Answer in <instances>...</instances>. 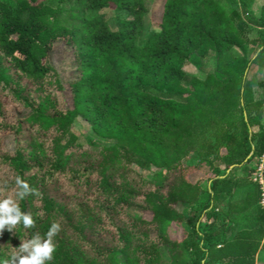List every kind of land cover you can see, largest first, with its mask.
I'll return each instance as SVG.
<instances>
[{"label":"trees","instance_id":"trees-1","mask_svg":"<svg viewBox=\"0 0 264 264\" xmlns=\"http://www.w3.org/2000/svg\"><path fill=\"white\" fill-rule=\"evenodd\" d=\"M255 1L164 0L147 23L160 7L149 0H0V199L34 221L0 231V261L55 222L46 264H256L260 191L222 203L238 186L230 168L264 156V101L246 98L249 65L264 67ZM57 41L76 61L70 109L59 108L48 60ZM210 53L213 72L187 79L184 65L201 67ZM77 117L115 143L85 147ZM151 167L159 171L144 176ZM237 222L246 224L232 235Z\"/></svg>","mask_w":264,"mask_h":264},{"label":"rangeland","instance_id":"rangeland-1","mask_svg":"<svg viewBox=\"0 0 264 264\" xmlns=\"http://www.w3.org/2000/svg\"><path fill=\"white\" fill-rule=\"evenodd\" d=\"M156 2L159 4V8H157L152 14H150L146 18V22L149 23L150 20L154 21L158 18V15L162 12V5L164 0H149ZM264 4V0H256L252 6L251 10L253 13L259 17L261 13L262 6ZM241 11V10H240ZM107 15L110 20H113L115 15L113 12H107ZM243 16V15H242ZM248 16L245 14L243 18H247ZM149 26L147 25V31ZM259 36V30L255 26L248 24V31L247 37L249 39H253ZM214 58L215 55L210 53L208 58L204 61L201 67H197L195 64L191 62H187L184 65V71L187 74V79H191L192 77H199L204 78L207 74L213 72L214 70ZM49 63L51 67H53L58 75L61 89L56 92V99L60 109H70L72 108L73 101H72V94H71V84L77 79V70H76V61L74 58V54L72 49L67 46L62 41H57L53 49L49 52ZM246 77L249 80V86L246 90V98L248 100H263L264 101V67L258 66L255 64H250L247 72ZM264 121V116H263ZM73 131L78 137V141L85 145L88 149H91L89 144L90 142L93 143L94 146H108L115 143L114 140L106 139L96 135L93 131L91 126L81 117H77L74 125ZM15 144V139L12 136H8L6 139V145L8 147H12ZM198 160V156L195 153H191L189 155V163L195 164ZM133 168L137 172H141L142 170L138 166H133ZM233 181L236 185L233 184L234 188V196L231 198L229 195L225 197L223 200V204L225 205L228 200H241L244 199L247 194L253 190H259L261 197L259 201V205L262 209H264V205L262 204L263 200V185L261 182H264V156L261 158L260 162L257 163L253 161L249 166H235L233 169ZM230 170V171H231ZM159 171L156 167H151L148 172H143L144 176H151L153 173ZM202 177L201 174H195L191 177L192 181H197ZM204 185L207 186L206 182ZM240 185H245V187L239 188ZM132 213L138 216H143L145 218H150V213H144L139 209H133ZM243 214L236 215L237 218L241 217ZM245 222H237L234 227L232 228L231 234L234 235L238 233L244 226ZM189 231V226L184 222L180 228L179 232L182 235H187ZM120 263H123L121 257L118 258ZM264 262V252L261 250L256 255V264H262Z\"/></svg>","mask_w":264,"mask_h":264},{"label":"clouds","instance_id":"clouds-1","mask_svg":"<svg viewBox=\"0 0 264 264\" xmlns=\"http://www.w3.org/2000/svg\"><path fill=\"white\" fill-rule=\"evenodd\" d=\"M16 183L23 190L18 192L17 196L22 197L29 190L28 185L19 178H17ZM17 224H22L24 228H29L34 225V221L30 214L21 211L11 196L0 199V231L6 225L8 230L12 231ZM59 230L60 225L53 222L43 238L39 234H35L31 239L21 241L18 251L13 252L8 260L0 261V264H46L47 261L52 259L55 251L53 236ZM26 251H29L28 255L20 254Z\"/></svg>","mask_w":264,"mask_h":264},{"label":"built area","instance_id":"built-area-1","mask_svg":"<svg viewBox=\"0 0 264 264\" xmlns=\"http://www.w3.org/2000/svg\"><path fill=\"white\" fill-rule=\"evenodd\" d=\"M264 182H261V184L263 185ZM264 191V189H263ZM262 204L264 205V193H263V200H262Z\"/></svg>","mask_w":264,"mask_h":264},{"label":"water","instance_id":"water-1","mask_svg":"<svg viewBox=\"0 0 264 264\" xmlns=\"http://www.w3.org/2000/svg\"><path fill=\"white\" fill-rule=\"evenodd\" d=\"M251 155H252V153H251ZM251 155H250V156H251ZM250 156H249L248 158H250ZM234 167H235V166H232V167L230 168V170L233 169ZM230 170L228 171V173L230 172Z\"/></svg>","mask_w":264,"mask_h":264}]
</instances>
